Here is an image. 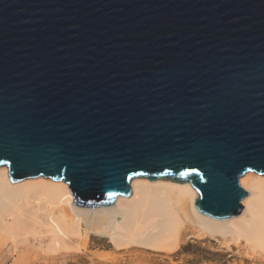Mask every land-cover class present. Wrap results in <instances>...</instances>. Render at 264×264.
Here are the masks:
<instances>
[{"label": "water", "instance_id": "obj_1", "mask_svg": "<svg viewBox=\"0 0 264 264\" xmlns=\"http://www.w3.org/2000/svg\"><path fill=\"white\" fill-rule=\"evenodd\" d=\"M84 209L190 184L204 217L264 176V0H0V168Z\"/></svg>", "mask_w": 264, "mask_h": 264}, {"label": "bare ground", "instance_id": "obj_2", "mask_svg": "<svg viewBox=\"0 0 264 264\" xmlns=\"http://www.w3.org/2000/svg\"><path fill=\"white\" fill-rule=\"evenodd\" d=\"M244 182L250 196L243 214L222 221L197 212L194 201L199 195L190 184L137 178L131 182L130 199L119 196L113 207L84 209L74 206L63 181L40 177L13 183L8 168L2 167L0 239L21 244L30 236H49L50 250L57 251L67 249V239L95 233L108 237L117 248L141 245L172 251L183 228L193 223L264 256V177L250 172L241 180L245 187Z\"/></svg>", "mask_w": 264, "mask_h": 264}, {"label": "rangeland", "instance_id": "obj_3", "mask_svg": "<svg viewBox=\"0 0 264 264\" xmlns=\"http://www.w3.org/2000/svg\"><path fill=\"white\" fill-rule=\"evenodd\" d=\"M243 178L240 185L250 196ZM179 239L172 251L141 245L117 248L108 237L95 233L67 239V249L57 251L50 250L49 236H30L21 244L0 239V264H264V256L245 243L212 236L193 223L183 228Z\"/></svg>", "mask_w": 264, "mask_h": 264}]
</instances>
